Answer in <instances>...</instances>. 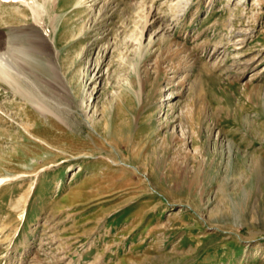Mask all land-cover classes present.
I'll return each instance as SVG.
<instances>
[{"label": "rangeland", "instance_id": "374dc122", "mask_svg": "<svg viewBox=\"0 0 264 264\" xmlns=\"http://www.w3.org/2000/svg\"><path fill=\"white\" fill-rule=\"evenodd\" d=\"M0 37V264H264V0H0Z\"/></svg>", "mask_w": 264, "mask_h": 264}, {"label": "bare ground", "instance_id": "6f19581e", "mask_svg": "<svg viewBox=\"0 0 264 264\" xmlns=\"http://www.w3.org/2000/svg\"><path fill=\"white\" fill-rule=\"evenodd\" d=\"M34 11V10H33ZM34 29V28H33ZM26 32V31H25ZM18 33L21 35H24L22 34V30L20 29H12L8 35L9 36H13L12 38H16V36L18 35ZM16 34V35H14ZM22 37V36H21ZM41 37V36H40ZM19 38V37H18ZM24 39V38H23ZM27 39V38H26ZM9 40H11L10 38H7V39H4L3 37H0V61L1 60H5L8 62V57H10L9 55L11 54V51L14 50L13 48H11V46L9 45ZM22 40V39H19V41ZM25 40V39H24ZM31 41V40H30ZM29 41V42H30ZM40 41L42 42V45H37L38 49L36 52L38 53H42V51L40 52L41 48H45V61H46V64H40L41 67H39L38 69L42 72V73H46V75H48L49 77H54L56 78L57 80H59L61 77L59 76V73H58V70H57V61H56V53L55 52H51V49H50V44H49V41L45 40V38H40ZM17 42V41H16ZM23 43V42H22ZM20 50V49H19ZM28 50V49H26ZM31 51V50H30ZM34 51V50H33ZM17 52V51H16ZM9 53V55H8ZM15 53V52H14ZM27 53V52H26ZM28 54V53H27ZM16 55V54H15ZM12 56V55H11ZM15 57V56H14ZM25 58L27 56H24ZM41 57V56H40ZM18 58V57H17ZM42 59V58H41ZM19 60V59H18ZM4 61V62H5ZM16 61V60H14ZM25 61V60H24ZM42 63V60H38ZM13 62V61H12ZM11 63V62H10ZM15 63V62H14ZM21 63V62H20ZM5 65H6V62H5ZM20 65V64H18ZM4 66V65H3ZM16 66V64H15ZM19 67V66H18ZM18 70V69H17ZM40 72V73H41ZM7 75V74H6ZM6 77V76H5ZM162 100V99H161ZM160 101V100H159Z\"/></svg>", "mask_w": 264, "mask_h": 264}]
</instances>
